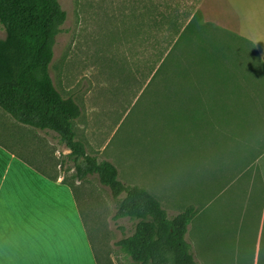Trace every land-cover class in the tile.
I'll use <instances>...</instances> for the list:
<instances>
[{
	"label": "rangeland",
	"instance_id": "obj_1",
	"mask_svg": "<svg viewBox=\"0 0 264 264\" xmlns=\"http://www.w3.org/2000/svg\"><path fill=\"white\" fill-rule=\"evenodd\" d=\"M59 1L66 19L50 73L61 93L81 106L74 126L87 152L112 161L124 183L153 192L169 216L194 204L186 238L196 264H264V170L241 152L250 132L242 145L238 138L242 112L253 113L264 100V69L255 48L226 35L232 46L220 53L203 40L218 54L216 66L194 40L156 73L170 36L160 29L151 33V8H173L183 18L200 0ZM5 34L0 22V38ZM225 34L216 32L218 45ZM176 72L177 81L168 79ZM0 139L71 178L73 169L59 165L69 148L53 131L21 125L0 109ZM75 182L100 260L140 264L117 245L136 220L114 217L115 199L96 174Z\"/></svg>",
	"mask_w": 264,
	"mask_h": 264
},
{
	"label": "trees",
	"instance_id": "obj_2",
	"mask_svg": "<svg viewBox=\"0 0 264 264\" xmlns=\"http://www.w3.org/2000/svg\"><path fill=\"white\" fill-rule=\"evenodd\" d=\"M150 16L151 33L160 29L170 36L168 52L165 57L159 58L156 73L170 67L177 59L180 48L191 45L194 40L200 41V49L204 51L201 56L216 62L213 63L216 66L220 64L218 54L208 51L210 46L201 44L203 40L209 39L211 44L214 42V48L221 50L220 53L229 50L226 48L228 45L232 46L226 35L233 37V34L203 21L199 7L180 18L176 9L159 10L153 6ZM65 19L66 11L59 0H0V22L6 32L0 38V109L21 125L53 131L69 148V152L62 155L59 165L73 169L71 178L65 176L63 182L71 186L82 216L75 181L82 182L89 175L96 174L100 182L110 188L115 199L114 217L126 216L136 220L133 232L117 241V245L134 262L196 264L192 244L186 238L188 226L196 214L194 204L169 216L153 192L137 184L124 183L112 161L99 160L88 153L84 141L77 138L74 121L81 114V106L73 96L61 93L50 73L56 37ZM217 31L226 33L219 45L215 36ZM175 74V79L172 76L168 79L177 81L179 73ZM0 142L13 149L3 140L0 139ZM13 150L34 163L49 178H59V173L50 171L53 168L45 169L34 158ZM83 219L85 221L84 216Z\"/></svg>",
	"mask_w": 264,
	"mask_h": 264
},
{
	"label": "crops",
	"instance_id": "obj_3",
	"mask_svg": "<svg viewBox=\"0 0 264 264\" xmlns=\"http://www.w3.org/2000/svg\"><path fill=\"white\" fill-rule=\"evenodd\" d=\"M198 7L203 21L252 45L264 69V0H200ZM259 104L253 113L242 112L238 138L242 145L250 132L248 146L241 152L252 154L246 162L251 160V165L264 170V100ZM0 239L11 245L7 260L31 264H103L95 253L71 186L61 176L49 178L2 142Z\"/></svg>",
	"mask_w": 264,
	"mask_h": 264
},
{
	"label": "snow or ice",
	"instance_id": "obj_4",
	"mask_svg": "<svg viewBox=\"0 0 264 264\" xmlns=\"http://www.w3.org/2000/svg\"><path fill=\"white\" fill-rule=\"evenodd\" d=\"M11 245L3 239H0V264H31L28 261L7 260L6 257L10 253Z\"/></svg>",
	"mask_w": 264,
	"mask_h": 264
}]
</instances>
